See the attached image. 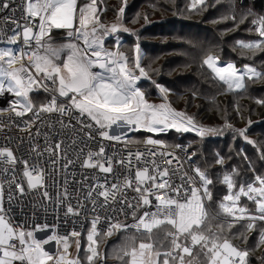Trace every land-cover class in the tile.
Wrapping results in <instances>:
<instances>
[{"label": "snow or ice", "instance_id": "snow-or-ice-1", "mask_svg": "<svg viewBox=\"0 0 264 264\" xmlns=\"http://www.w3.org/2000/svg\"><path fill=\"white\" fill-rule=\"evenodd\" d=\"M11 4L0 0V11ZM205 4L192 0L189 10L199 11ZM16 11L0 16V42L21 45L0 47V96L13 97L6 109L0 108V264H106L107 256L118 264H248L249 251L234 245L225 229L230 233L243 223L245 232L258 230L264 244V228L257 227L264 224V175L250 168L251 178L240 180L237 169L224 172L217 178L224 194L216 200L207 171L185 170L180 157L158 139L129 136L175 129L203 138L222 130L176 110L169 90L159 84L162 102L146 98L137 86L141 78L150 79L140 45L134 47L132 67L119 40L113 49L105 47L104 37L129 30L119 22L103 24L99 0H23L18 18ZM124 11L119 9L118 21ZM236 19L224 16L220 22ZM144 20L148 22L147 15ZM251 24L258 39L236 44L255 56L264 53V16ZM58 30L66 40L57 42ZM203 65L228 91L244 89L246 80H264V66L221 65L211 53ZM41 92L44 100L34 102ZM13 128L24 135L9 134ZM235 131L249 140L247 129ZM134 144H143V150L133 151ZM216 162L223 165L224 158ZM29 208L31 223L24 218ZM50 209H62L65 217L76 218L73 223L81 218L90 223L83 259L81 231L73 228L61 235L58 225L35 222L39 211ZM129 218L130 224L125 222ZM119 232L130 234L111 253L101 252L99 238ZM240 238L248 239L243 233ZM52 243L54 252L46 248ZM194 249H199L195 256Z\"/></svg>", "mask_w": 264, "mask_h": 264}, {"label": "trees", "instance_id": "trees-1", "mask_svg": "<svg viewBox=\"0 0 264 264\" xmlns=\"http://www.w3.org/2000/svg\"><path fill=\"white\" fill-rule=\"evenodd\" d=\"M105 1L107 4L105 12L117 16L120 0ZM110 1L119 4L110 5L108 4ZM138 1L135 3L128 0L124 7V16L120 20L123 25H129L133 30L115 32L118 38L122 39L121 50L127 54L130 61L133 59L134 47L139 43L141 64L149 77L157 70L161 79L158 81L159 85H165L173 94L186 98L187 104L183 112L188 113V109L192 111L194 103V115L192 114L194 119L198 114L203 118L211 116L220 121L221 134H215L214 138L194 137V144L188 148L196 166L207 171L209 177L213 179L215 199L218 200L224 194V189L218 184L217 178L226 171L237 169L240 180L251 178L250 168L255 169L257 174L264 175V159H261L264 145L259 143V138L254 140L255 143L243 140L244 138L235 131L242 129L241 125L246 122L245 117H250L251 125L244 128L247 129L246 135L256 132L264 137V104L257 103L258 100H264V80H246L244 89L228 91L226 85L216 79L211 70L203 65V59L211 53L219 56L223 62H234L237 67L244 64H254L258 68L264 66V53L253 56L236 44L237 40L258 39L254 30L250 31L253 28L251 20L264 16V0H206L205 6L199 11L189 10L190 0H145L143 4L145 7L142 9L137 7ZM145 15L148 18L147 23L144 20ZM231 15L236 16V21L220 22L222 17ZM242 17L246 19L237 27ZM152 38L159 40H151ZM112 39L111 36V39L108 38L106 41L110 43L114 40ZM162 39L166 40L161 41ZM143 51L148 52L151 59L145 57ZM162 59L164 60L159 63L160 66L154 65V62ZM138 85L150 86L151 83L145 78ZM37 96L40 99L36 102H42L45 98L42 92ZM224 102L228 104L231 112L224 114L222 109H217L219 106L221 108ZM197 118L196 121L204 120ZM230 119L234 124H230L231 128H225V124H229L227 120ZM147 133L141 130L137 135L143 134L146 138L150 135ZM166 138L170 141V136ZM174 139L176 142L170 146L184 144L188 137ZM186 144L184 145L187 146ZM229 145L232 146L231 149ZM218 157L224 158L223 165L216 162ZM197 159L200 161L197 162ZM245 202L254 210L251 202ZM210 208L213 212L216 210L215 202L210 204ZM257 227L264 228V224L258 223ZM225 232L234 245L249 251L248 264H264V244L259 243L258 230L245 232L244 224L241 223L230 233L227 229ZM241 233L248 237L246 241L240 238ZM160 235L162 236V233ZM197 252L199 249H194L193 255L195 256ZM203 259L202 256L198 257L199 261ZM106 264H109L107 259Z\"/></svg>", "mask_w": 264, "mask_h": 264}, {"label": "rangeland", "instance_id": "rangeland-1", "mask_svg": "<svg viewBox=\"0 0 264 264\" xmlns=\"http://www.w3.org/2000/svg\"><path fill=\"white\" fill-rule=\"evenodd\" d=\"M129 1H134L136 3V0H129ZM145 2V0H139L137 2V7L139 9H142L144 8L145 6L143 5ZM192 0H190V4H191ZM108 4L110 5H115V4H119V2H114V1H110ZM127 4H128V0H127ZM126 4V5H127ZM124 3H123V0H120V5H119V8H118V12H119V9L121 7H125L126 6ZM99 8L101 9V11L99 12V15H100V20L103 24L105 25H111L113 23H121V21H118L117 20V16H112L110 13H106L105 12V9L107 8V4H106V1L105 0H99ZM118 14V13H117ZM124 16V14H123ZM155 17V16H153ZM110 19V20H109ZM122 24V23H121ZM122 26L124 28H127L128 30L132 29L129 25H123ZM133 30V29H132ZM118 32V31H117ZM109 37L112 36V39L113 41H111L110 43L105 41V47L106 48H109V49H113L115 46H116V41L119 40L120 41V45H121V38H118V36L115 34V33H111L108 35ZM251 36V35H250ZM118 38V39H117ZM111 39V38H110ZM151 40H159L158 38H152ZM166 39H162L161 41H165ZM254 40V39H253ZM249 41H252V40H249ZM19 45H9L7 44L6 42L4 43H0V47H13L14 49L17 48ZM182 53V52H181ZM148 54V55H147ZM134 55L135 53H133V58H134ZM143 55L148 59H151V56L149 55L148 52L146 51H143ZM163 58V57H162ZM164 59L162 60H157V63L154 62V65H159V63L163 61ZM132 61L133 59L131 58V60L129 61V66L132 67L133 64H132ZM221 62V65L227 63V62H223L222 60H220ZM160 66V65H159ZM211 70V69H209ZM212 72V71H211ZM213 73V72H212ZM214 74V73H213ZM151 79H148L149 80V83H151L150 86H141V85H138L139 82L145 78H141L139 81H137V86L145 92V95H146V98L150 101V102H154V103H161L162 102V97H161V94L159 92V90L156 88L155 84H158V81H160V77L158 75V72L156 70L155 74L150 76ZM162 86V84H161ZM165 87L166 89H168L165 85L163 86ZM168 100L169 102L172 104V106L178 110V111H184L185 110V107H186V98L181 96V95H177V94H173L172 91L170 89H168ZM225 98H227L225 96ZM11 99H13L12 97V94H5L4 96H0V108L3 107V108H7L5 107V105L7 106L8 105V101H10ZM34 99V102H36L38 99H40L39 96L35 95L33 97ZM222 99H224V97H222ZM44 100V99H42ZM191 106V105H190ZM245 107V106H244ZM192 111L191 109H188L189 112L187 113L189 116H192V114L194 115L193 111L195 110V104L193 103L192 105ZM216 109V108H215ZM217 109H222L224 114H226L227 112H231L229 110V107H228V104H226L225 102L221 105V108L220 106L217 107ZM201 118V119H204V120H199V121H196L198 120V118ZM197 117L195 118V121L200 124V125H203V126H206V127H212V128H220L219 127V124H220V121H217L216 119H214L213 117H209L207 116L206 118H203L201 117L200 115L198 116L197 114ZM245 120L246 122H244L242 125H241V128L244 129L246 128L247 126L251 125L249 124V121L252 122L251 118L250 117H245ZM204 121V122H203ZM229 124H234L233 120H227ZM138 132V131H137ZM137 132H133V133H129V136L134 139V140H140L142 141L144 138L143 134H141L140 136L137 135ZM148 134V133H147ZM150 135L148 136H153V138H156L160 141H162L166 146H169V147H172L170 145H173L174 143L173 142H176L174 138H178V137H182V136H185V137H188V140L186 141V144L187 148H189V146L191 147L194 142H195V138L194 137H197L198 135L195 133V132H178L176 131L175 129H168L166 130L165 132H159V133H149ZM193 135V136H192ZM139 136V137H138ZM167 136H170V141L169 139H167L166 137ZM215 135H209V136H205L204 138L206 137H211V138H214ZM147 137V136H146ZM244 138V137H243ZM248 138L249 140L251 141H254L256 140L257 138H259V143L264 145V137H262L259 133H256V132H253L251 135L249 134L248 135ZM172 140V141H171ZM245 140V139H243ZM247 140V141H249ZM166 141L168 144H166ZM231 145H229V149H231ZM217 148V147H216ZM215 150H219V149H216ZM200 159H197V162H199ZM205 165V164H204ZM211 210V208H210ZM212 211V210H211ZM217 223V221L213 222V227L215 228V224ZM90 228V224L87 226L86 230H85V233L82 234V238H81V248H82V251L79 253V255L81 256V258L83 259L84 257V251L83 249L86 248V245H87V240H86V236H87V229ZM38 237L42 238L43 236L47 235V233H38L37 234ZM128 235V234H127ZM126 236V234L122 233V232H119V233H116L114 234L113 236L111 237H103L101 236L99 239H100V251L105 253V254H109L113 251L114 248L118 247L122 242H123V239L124 237ZM47 250L50 251V252H54L55 249H56V245L54 243L52 244H49L46 246ZM70 252L72 253L73 256L77 255V252H76V246H75V243L72 244V247L70 249ZM258 252L260 253L261 252V248L258 249ZM107 261L109 262V264H118V262L112 258L111 256H107L106 257ZM111 261V262H110Z\"/></svg>", "mask_w": 264, "mask_h": 264}, {"label": "built area", "instance_id": "built-area-1", "mask_svg": "<svg viewBox=\"0 0 264 264\" xmlns=\"http://www.w3.org/2000/svg\"><path fill=\"white\" fill-rule=\"evenodd\" d=\"M23 3V0H12V4L10 6L9 9H5L3 11H0V16L3 15H8V16H12L13 12H12V8L17 9V11L15 12V16L18 18L21 15V12L19 11L21 5ZM3 24V21L0 20V25ZM56 38H57V42L60 41H64L67 39L66 34L63 31L58 30L56 33ZM105 38V37H104ZM0 43H4V42H0ZM18 47H21V45H19ZM17 47V48H18ZM46 95V94H44ZM4 107V106H3ZM1 107V108H3ZM5 107H8V105ZM5 122L7 123V119L5 118ZM7 131V130H6ZM18 134V135H24L23 133H19L17 129L13 128L11 129V133L9 134ZM4 135V133H0V136ZM148 137V136H147ZM153 138V136H151ZM156 139V138H153ZM0 143H3L2 140H0ZM177 145H179V147H177ZM132 150L135 151L137 148H139L140 150H143L144 146L143 144H139V145H132L131 146ZM167 151L169 152H174L177 156L180 157L181 161L184 164V168L185 170H188L190 172L191 168L197 167L195 164V161L193 160V156L192 154L189 152L188 148L184 145V144H175L172 147L167 146ZM191 156V159H187V157ZM30 203V202H28ZM31 213V209H28V213H26L24 215V218L29 219V222L31 223L32 221V217L30 216ZM91 213H89V217H90ZM36 223H44V222H49V223H54L56 225H58V231L61 235L70 232L73 228H76V230L81 231L82 234L85 233V230L87 228V226L90 224L88 222V220H85L83 218H81L79 223H73L72 221L75 220L76 218L74 217H65L63 214V210L62 209H57V211L53 212L51 209L45 213L42 210L39 211L37 213V216L34 218ZM120 220H124L125 218L123 216L119 217ZM126 223H132L131 218H129L128 220L125 221ZM83 225V228L80 227V225ZM106 227V225H105ZM124 234H130V233H126V232H122Z\"/></svg>", "mask_w": 264, "mask_h": 264}, {"label": "crops", "instance_id": "crops-1", "mask_svg": "<svg viewBox=\"0 0 264 264\" xmlns=\"http://www.w3.org/2000/svg\"><path fill=\"white\" fill-rule=\"evenodd\" d=\"M108 38H111V36H110V37H109V36H107V39H108ZM117 39H118V38H117ZM105 41H106V39H105ZM121 42H122V40H121Z\"/></svg>", "mask_w": 264, "mask_h": 264}, {"label": "water", "instance_id": "water-1", "mask_svg": "<svg viewBox=\"0 0 264 264\" xmlns=\"http://www.w3.org/2000/svg\"><path fill=\"white\" fill-rule=\"evenodd\" d=\"M107 39V36L104 38V40Z\"/></svg>", "mask_w": 264, "mask_h": 264}]
</instances>
